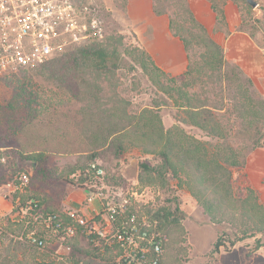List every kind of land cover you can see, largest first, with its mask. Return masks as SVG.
Returning <instances> with one entry per match:
<instances>
[{
    "label": "rangeland",
    "instance_id": "rangeland-1",
    "mask_svg": "<svg viewBox=\"0 0 264 264\" xmlns=\"http://www.w3.org/2000/svg\"><path fill=\"white\" fill-rule=\"evenodd\" d=\"M73 1L79 6L89 5L91 14L104 22L105 35L98 41L110 53V61L106 68L85 69L81 72V79L69 80L62 85L56 84L48 76V70L37 67L24 73H19L23 69L19 67L0 77V104L17 98L27 105L36 119L49 116L44 122L50 119L54 129L65 128L58 130L55 138L48 142L51 147L63 149L50 153L47 177L41 176L37 164L23 158L19 144L8 145L0 140V195L13 202L9 214H0V264H45L55 257L48 250L57 252L59 257H73L72 249L64 245L54 244L48 250L24 243L19 246V241L11 238L10 233H19V221L14 216L19 207L15 206L19 194L37 195L61 208H73L71 205L75 201L86 199L88 189L62 181L66 177L76 179L75 169L89 163L94 154L93 150L74 151L79 145L85 147V142L80 143L82 140L78 138L79 135L82 138L85 136L84 128L75 123L81 111L107 109L115 110V114L121 117H130L146 110H155L159 111L167 130L180 126L211 148L221 143L205 129L181 123L185 114L178 105L185 103V100L182 97L177 100V95L173 98L164 93L152 82L149 77L151 72L162 85L195 94L197 99H193V102L196 106L209 103L213 117L224 123L229 140H234L235 147L247 156V166L234 170L237 195L242 196L246 186H251L252 180L258 179V175L255 178L248 173L247 167L258 173L260 169L264 172V150L259 149L264 147L252 150L251 139L241 122L233 125L232 121L239 119L240 112L246 118L252 113L262 117L263 113L254 109V103L263 97L257 87L247 81L250 77L243 71L239 73L240 69L235 68L239 75H233L232 68L228 75L225 73L223 64L218 60L222 55L226 62H230V67L236 63L228 58L225 47L215 37L219 30L226 32L225 6L233 3L239 9L242 21L247 20L244 28L264 45V0H257V7H252L246 0H154L155 6L169 15L173 31L185 39L191 66V75L187 80L176 79V76L153 68L134 32L121 23L125 0ZM211 9L218 19V29L214 34L202 21L211 14ZM208 37L218 43L222 51L216 50ZM237 105L239 112L234 109ZM210 108L202 106L204 110ZM21 142L30 144L24 138ZM256 150L258 152L255 154ZM96 153L97 161L106 168L108 183L122 188L126 193L135 191L143 211L152 212L164 206L175 213L178 221L171 217L163 229L167 235L166 264H216V259L218 264H264V246L256 249L258 236H244L235 245L230 243L236 236L242 237L243 229H250L252 221L223 204L215 210L219 220L214 222L194 194V191H199L203 195V189L191 181L186 168L179 167V176L175 177L164 167L159 152H149L143 144L133 142L126 143L121 153L111 144L98 149ZM249 159L257 169L249 165ZM143 164L150 165L154 170L144 168ZM23 172L31 175L32 182L21 193L18 186L19 176ZM260 201L264 204V193H260ZM226 209L232 212H225ZM220 236L225 237V245L221 246L219 253L214 254L213 249ZM54 264L64 263L58 261Z\"/></svg>",
    "mask_w": 264,
    "mask_h": 264
},
{
    "label": "trees",
    "instance_id": "trees-1",
    "mask_svg": "<svg viewBox=\"0 0 264 264\" xmlns=\"http://www.w3.org/2000/svg\"><path fill=\"white\" fill-rule=\"evenodd\" d=\"M262 8L264 10V7ZM155 12L158 14L166 13L156 6ZM246 22L247 20L243 19L241 29L247 30L244 28V23ZM181 38L183 39V37ZM183 40L185 42V39ZM209 40H211L216 50L222 51L218 43L210 38ZM145 53L150 59L153 68L163 72L155 64L151 56L147 52ZM110 57V53L100 46L97 39H94L84 45L72 44V46H67L60 55L38 65L39 67H35L41 70L43 68L48 70V76L54 79L56 84L62 85L69 82V80L81 79L83 77L81 72L85 69L106 68ZM218 60L221 65L223 64L227 75L230 68H232L233 75L241 73V68L236 64L230 67V62H226L223 55ZM35 67H24L19 73H24ZM235 68L240 69L238 70L239 73L236 72ZM190 75L191 66L189 65L187 71L175 78L187 80ZM149 77L158 88L170 97L174 98L177 95V100L180 97L185 100V103L178 105L185 114L181 119V123L205 129L208 134L218 138L221 143L218 142L214 148H211L206 142L204 143V141L194 137L192 134H188L180 126L167 130L159 111L146 110L138 116L121 117L115 114V110L91 109L81 111L78 121L76 120L77 117L75 119V123L84 128L85 136L83 135L82 138V135H79L78 138L82 140L81 142L79 141L80 143L85 142V147L79 145L74 151L93 150L94 154L91 155L90 162L97 161L96 157L98 154L96 151L98 149L110 144L119 153L124 151L126 143L130 142L143 144L149 152H159L164 167L171 171L175 177L179 176V167L186 168L185 171L191 176V181H194L203 189V195L199 191H194V194L202 202L214 222L219 220L215 215V210L220 205L222 207L223 204L231 206L244 219L252 221L253 225L250 229H243L242 237L236 236L230 242L231 245H235L236 242L245 238L244 236L256 235L258 236L256 249L264 246V243H262V237H264V204L260 201V193H264V172L257 173L252 168L247 167L248 173L251 176H255V178L258 175V179L252 180L251 186H246L242 196L237 195L234 189V170L247 166V156L235 147L233 144L234 140H229L230 136L228 137L226 134L224 123L213 117L214 112L209 107L210 104L206 103L196 106L193 102V99H197L195 94L190 93L188 90L180 91L179 89L175 90L162 85L158 80L159 78L152 72L149 73ZM247 81L250 85L253 84L250 78H247ZM202 106L210 109L204 110ZM234 109L239 112V105L235 106ZM254 109L258 110V113H263V116L252 113L246 118L245 114L240 112L238 114L239 119H232L233 125L241 122L240 124L245 129V133L251 139L252 150L257 147H264V99L256 100ZM48 117L36 119V116L27 109V105L21 103L17 98L10 99L7 104H0V140L8 145L19 144L22 156L24 155L23 158L31 161L34 165L37 164L36 166L39 167L42 177L49 175L47 164L50 153L63 149L61 147L54 148L48 144L49 140L55 138L58 130L65 129L64 127L54 129L50 125V119L44 122ZM229 131L232 132V129L230 128ZM230 135L233 136L232 133ZM23 138L29 141L30 144H22L21 140ZM59 144L62 145L64 143ZM142 166L146 169L154 170L148 164H143ZM86 167H88V163L75 169L76 175L79 172L81 173L78 180L75 177H72L73 179L66 177L62 181L72 185L83 186L85 177L82 172ZM31 182L32 179L30 180ZM21 197L23 203L28 199H38L40 207H45L46 212H62L64 209V207H58L43 198H39L37 195L23 194ZM148 211L150 215L159 219L162 229H164L167 220L171 217H173V220L178 221L175 213L167 210L164 206L152 212ZM228 211L232 212V210H225V212ZM224 238V236L218 238L213 249L214 254L219 253L221 246L225 245ZM99 243L96 246L91 238L78 234L76 237L66 241L65 246L72 249L73 257H70V260L74 264H81L82 261L83 264H120L114 257V251L110 247L104 246L102 239H99ZM22 244L23 242L19 241V246H22ZM218 262V259H216L215 263L218 264Z\"/></svg>",
    "mask_w": 264,
    "mask_h": 264
},
{
    "label": "built area",
    "instance_id": "built-area-1",
    "mask_svg": "<svg viewBox=\"0 0 264 264\" xmlns=\"http://www.w3.org/2000/svg\"><path fill=\"white\" fill-rule=\"evenodd\" d=\"M104 35V22L91 14L89 5L79 6L73 0H0V77L19 67L43 64L70 44L84 45ZM82 174L85 179L79 187L89 192L78 208L46 212L38 199L23 203L19 194L14 216L20 229L10 233L11 238L48 250L82 234L96 246L102 239L120 264H165L167 235L159 219L142 210L136 192L110 185L99 161L89 162ZM30 176L20 174L21 193ZM48 251L55 257L45 264H74L69 257Z\"/></svg>",
    "mask_w": 264,
    "mask_h": 264
},
{
    "label": "crops",
    "instance_id": "crops-1",
    "mask_svg": "<svg viewBox=\"0 0 264 264\" xmlns=\"http://www.w3.org/2000/svg\"><path fill=\"white\" fill-rule=\"evenodd\" d=\"M125 7L121 14V23L134 32L139 44L155 64L171 76H178L187 71L188 51L184 40L173 31L169 15L156 13L154 0H125ZM225 15L229 31L226 28V32L222 30L216 32V40L223 44L228 58L250 77L264 99V45L248 30L241 29L242 19L237 6L227 3ZM217 20V14L212 9L211 14L202 19L213 34L218 29ZM258 150L254 153L256 154ZM249 165L257 169L250 164V159ZM260 170L259 173H263L262 169ZM80 205L81 201L78 200L71 206L78 208ZM12 207L11 199L0 195V214H9Z\"/></svg>",
    "mask_w": 264,
    "mask_h": 264
},
{
    "label": "water",
    "instance_id": "water-1",
    "mask_svg": "<svg viewBox=\"0 0 264 264\" xmlns=\"http://www.w3.org/2000/svg\"><path fill=\"white\" fill-rule=\"evenodd\" d=\"M252 7H257L259 5L257 0H246Z\"/></svg>",
    "mask_w": 264,
    "mask_h": 264
}]
</instances>
